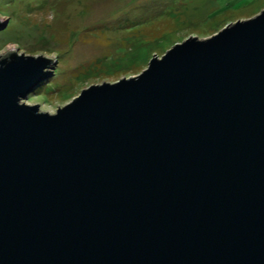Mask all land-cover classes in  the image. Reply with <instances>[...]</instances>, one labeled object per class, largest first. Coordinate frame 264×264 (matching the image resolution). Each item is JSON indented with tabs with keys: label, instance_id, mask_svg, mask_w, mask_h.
Here are the masks:
<instances>
[{
	"label": "water",
	"instance_id": "1",
	"mask_svg": "<svg viewBox=\"0 0 264 264\" xmlns=\"http://www.w3.org/2000/svg\"><path fill=\"white\" fill-rule=\"evenodd\" d=\"M52 62L0 58V264H264V10L55 114Z\"/></svg>",
	"mask_w": 264,
	"mask_h": 264
},
{
	"label": "rangeland",
	"instance_id": "2",
	"mask_svg": "<svg viewBox=\"0 0 264 264\" xmlns=\"http://www.w3.org/2000/svg\"><path fill=\"white\" fill-rule=\"evenodd\" d=\"M55 3L0 0V58L16 50L53 60L24 99L50 114L92 85L138 76L189 37L208 38L264 10V0H74L65 24ZM220 9L229 11L209 20Z\"/></svg>",
	"mask_w": 264,
	"mask_h": 264
},
{
	"label": "trees",
	"instance_id": "3",
	"mask_svg": "<svg viewBox=\"0 0 264 264\" xmlns=\"http://www.w3.org/2000/svg\"><path fill=\"white\" fill-rule=\"evenodd\" d=\"M63 1V2H62ZM74 0H58V3H55L53 6H55L56 4H58L56 7L58 9V14L56 15V17L58 18L56 21L59 23L61 20L63 21L64 19V23L66 24V12L68 7L73 3ZM229 10L227 9H220L219 11H210V16L209 20H213V17H218L219 15H223L224 13L228 12ZM214 12V13H213ZM3 13H1L2 15ZM59 20V21H58Z\"/></svg>",
	"mask_w": 264,
	"mask_h": 264
},
{
	"label": "bare ground",
	"instance_id": "4",
	"mask_svg": "<svg viewBox=\"0 0 264 264\" xmlns=\"http://www.w3.org/2000/svg\"><path fill=\"white\" fill-rule=\"evenodd\" d=\"M35 89H36V88H35ZM35 89H34V90H35Z\"/></svg>",
	"mask_w": 264,
	"mask_h": 264
}]
</instances>
